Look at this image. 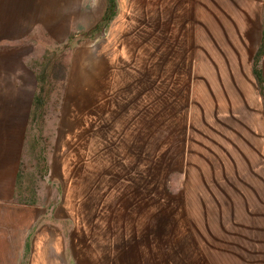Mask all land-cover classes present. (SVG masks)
<instances>
[{
    "label": "rangeland",
    "instance_id": "rangeland-1",
    "mask_svg": "<svg viewBox=\"0 0 264 264\" xmlns=\"http://www.w3.org/2000/svg\"><path fill=\"white\" fill-rule=\"evenodd\" d=\"M83 2L68 40L0 44V77L38 81L0 264H88L130 219L114 264H264V0H115L96 30Z\"/></svg>",
    "mask_w": 264,
    "mask_h": 264
},
{
    "label": "crops",
    "instance_id": "crops-1",
    "mask_svg": "<svg viewBox=\"0 0 264 264\" xmlns=\"http://www.w3.org/2000/svg\"><path fill=\"white\" fill-rule=\"evenodd\" d=\"M83 6V0H0V44L16 40L18 44L15 47L26 49L28 42L25 40L31 33L44 36L45 40L50 42L54 40L62 43L68 40L72 33L78 32L80 24L89 27L88 9ZM1 60L4 58H0ZM95 81L96 74L93 73L88 86L91 87ZM37 88L36 75L33 78L27 76L18 80L0 77V204L9 202L18 194L16 171L19 160L23 158L26 127ZM93 102L94 100L90 99L91 105ZM16 132H19L18 139ZM96 169L99 171L98 164ZM136 223L130 219L116 227L111 225V230L94 229L96 234L90 237L94 242L88 245V251L92 254L85 258L88 264H114L116 252L122 250L119 247L123 246L126 251L133 238L131 230L138 227ZM58 237L61 240V236ZM73 239V242L77 241ZM151 247H147L146 251L155 253V247ZM37 256L43 257L39 252L35 258ZM165 264L171 263L168 260Z\"/></svg>",
    "mask_w": 264,
    "mask_h": 264
},
{
    "label": "trees",
    "instance_id": "trees-1",
    "mask_svg": "<svg viewBox=\"0 0 264 264\" xmlns=\"http://www.w3.org/2000/svg\"><path fill=\"white\" fill-rule=\"evenodd\" d=\"M114 16H115V0H106V7L104 14L101 18V21L96 25V27L93 30H96L100 25L108 23L109 21H111V19ZM263 46H264V36L262 39V45L260 47L259 53L262 51L261 49L263 48ZM256 67H257V61L254 63V68L256 69ZM253 75L258 82L261 81L260 72L258 70L253 69Z\"/></svg>",
    "mask_w": 264,
    "mask_h": 264
}]
</instances>
